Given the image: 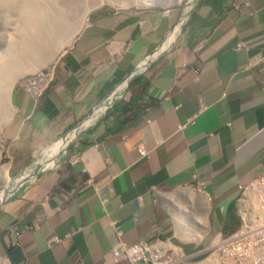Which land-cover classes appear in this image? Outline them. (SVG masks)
<instances>
[{"label": "crops", "instance_id": "crops-1", "mask_svg": "<svg viewBox=\"0 0 264 264\" xmlns=\"http://www.w3.org/2000/svg\"><path fill=\"white\" fill-rule=\"evenodd\" d=\"M48 63L37 103L12 95L0 257L13 224L12 264H130L111 249L142 237L198 253L239 226L236 200L264 163V0L99 8Z\"/></svg>", "mask_w": 264, "mask_h": 264}, {"label": "built area", "instance_id": "built-area-1", "mask_svg": "<svg viewBox=\"0 0 264 264\" xmlns=\"http://www.w3.org/2000/svg\"><path fill=\"white\" fill-rule=\"evenodd\" d=\"M244 5L249 4L244 2ZM53 76L54 66L49 64L22 76L18 87L37 103ZM139 152L146 155L141 146ZM236 212L239 226L232 232L216 236L209 248L210 259L219 264H264V163L262 171L242 186L236 200ZM21 235L19 226L10 228L11 250L20 248ZM111 254L115 260H127L130 264H174L182 257L169 239L158 237L153 240L142 237L130 244L123 243L113 247ZM0 264H11L7 254L0 258Z\"/></svg>", "mask_w": 264, "mask_h": 264}, {"label": "bare ground", "instance_id": "bare-ground-1", "mask_svg": "<svg viewBox=\"0 0 264 264\" xmlns=\"http://www.w3.org/2000/svg\"><path fill=\"white\" fill-rule=\"evenodd\" d=\"M137 2L148 5L152 4L154 0H137ZM10 3H15L18 10L15 13L12 23L10 21V26L4 27V32L8 35V39L2 35L8 41L4 44L3 51L0 53V128H2L1 125L3 126L10 116V91L16 79L23 73L19 70V67L29 70L30 66L23 62L27 59L37 64L38 62H42V59H46L48 54H51V60L55 58L58 53L57 48L53 45L55 38L62 35L61 32L64 30L63 26L67 23L64 17L65 15H63L57 8V5L51 0H0V8ZM191 3L187 5L189 6L187 10L191 8ZM72 28L73 26H71ZM77 30L79 28L74 30L73 34ZM58 32L60 35H58ZM73 34L68 39H65V45L71 40ZM60 47L63 46L60 44ZM19 62L23 63L19 64ZM111 101L113 102L115 100L112 99ZM112 102L97 107L94 113L85 119L81 126L86 127L97 115L103 113ZM75 132L76 130L71 131L65 140L71 138ZM65 140L62 144L58 143L57 146L60 147L62 145L63 147L66 142ZM3 142L4 140L0 129V152L3 151ZM7 176L8 171L5 172V177L7 178ZM31 176L32 170H26L21 176L16 177L14 182L22 183L30 179ZM2 196L3 194H0V198ZM213 264H216V262Z\"/></svg>", "mask_w": 264, "mask_h": 264}, {"label": "rangeland", "instance_id": "rangeland-1", "mask_svg": "<svg viewBox=\"0 0 264 264\" xmlns=\"http://www.w3.org/2000/svg\"><path fill=\"white\" fill-rule=\"evenodd\" d=\"M52 2H54L57 5V8L63 13V15H65V20L67 21V23L65 24L64 30L61 32L59 30V32H61L62 35L59 34L58 32V37L55 38L54 41V47L57 48L58 53L63 50L69 43L71 40L68 42V44L65 45L66 41L65 39H68L69 37H71V35L73 34V31L76 29H80L86 18L88 17V15L92 12L95 11L99 8H131V7H145V6H155V7H161V8H171V7H184L187 8L189 6V3H191L193 0H154V2L152 4H139L137 2V0H51ZM90 4V5H89ZM192 4V3H191ZM191 6V5H190ZM18 8L15 6V3H10L7 6H2L0 8V53L1 51H3V47L4 44L8 41L5 40L8 39V35L4 32V27L5 26H10V21L12 23V21L14 20L15 17V13L17 12ZM18 18V16H17ZM71 26H73V28L71 29ZM67 27V28H66ZM76 27V28H75ZM79 30H77L78 32ZM75 32L73 34V36H75V34L77 33ZM5 37H3V36ZM64 38V39H63ZM60 44L63 47H60ZM57 53V54H58ZM49 59H51V54H48L46 56V59H42V62H38L37 64L34 63V61L27 59L26 61L24 60L23 62H25L26 65L30 66L29 70H25L24 68L19 67V70H21L23 73L16 79L15 83L13 84V87L10 91V116L8 117V119L6 120V122L4 123V125L0 128L1 129V134L3 137V132L5 130V128L10 124V122L12 121L13 115H14V106L12 104V95L14 92V89L17 87V81L24 75H26L29 72H34L35 70H33V68H41L44 67L46 64H48ZM29 60V61H28ZM23 62H19V64H22ZM6 124V125H5ZM3 151L0 152V187L1 185H3L4 179H2L1 176V171H2V175L5 177V172H7V170L2 169V162H3ZM7 178H9V176H7ZM1 189V188H0ZM208 238V237H207ZM205 238V240L207 239ZM209 244L205 245L204 247H202L201 253L195 254L193 256H190L189 258L186 259V263L185 264H213L215 263V261L210 259V254L212 253L208 246H211L213 239L209 238L207 241ZM191 255V253H184V256L187 255ZM185 258V257H184ZM216 264H219L216 262Z\"/></svg>", "mask_w": 264, "mask_h": 264}, {"label": "clouds", "instance_id": "clouds-1", "mask_svg": "<svg viewBox=\"0 0 264 264\" xmlns=\"http://www.w3.org/2000/svg\"><path fill=\"white\" fill-rule=\"evenodd\" d=\"M197 1V0H196ZM195 1V2H196ZM195 2L194 3H192V6L195 4ZM191 6V7H192ZM191 9V8H190ZM190 9H188V10H190ZM187 10V11H188ZM49 64H51V65H53L52 63H48V64H46V65H49ZM45 65V66H46ZM44 66V67H45ZM54 66V65H53ZM41 68H43V67H41ZM40 69V68H39ZM197 71V70H196ZM17 87H18V81H17ZM113 99V97H108L107 99H105L103 102H101L97 107H99V106H101V105H106V104H108L109 102H112L111 100ZM113 103H114V101L111 103V105L109 106V107H111L112 105H113ZM97 107L94 109V110H92L91 111V114H89V116L87 117V118H89L93 113H94V111L97 109ZM109 107H107L106 109H105V111L109 108ZM104 114V113H103ZM86 118V119H87ZM83 122H84V120L83 121H80L78 124H77V126H76V128H77V130H79L82 126V124H83ZM76 128L74 129V130H76ZM68 136V134H66V135H64L63 137H61L60 138V140L59 141H61V140H63V139H65L66 137ZM56 145V144H55ZM60 147H62V145H60ZM59 147V148H60ZM32 169V166L31 167H29V169H27V170H31ZM197 189L200 191V188L199 187H197ZM6 197V195H3L1 198H0V201H2L4 198ZM239 217V216H238ZM240 220V219H239ZM240 224V223H239ZM13 225H17V224H13ZM12 225V226H13ZM11 226V227H12ZM18 226V225H17ZM10 227V228H11ZM20 227V226H19ZM10 228H9V232H10ZM21 228V227H20ZM22 229V228H21ZM22 232H23V229H22ZM22 236V235H21ZM55 238H58V237H55ZM159 238V237H158ZM216 238V237H215ZM215 238H213V241H214V239ZM162 239V238H161ZM166 239H168V238H166ZM55 240V239H54ZM58 240H59V238H58ZM58 240H55V241H58ZM170 240V239H169ZM170 242L172 243V245L174 246V247H176L177 248V250L179 251V253L180 254H182V257L181 258H179V259H177V261H175L174 262V264H176V263H179V262H185L186 263V259L187 258H189L190 256H193V255H195V254H198V253H201V251L200 252H198V253H191V255L189 254V255H187V256H184V251H183V249L181 248V246H177V245H175L171 240H170ZM133 243V242H132ZM130 244V243H129ZM21 247V246H20ZM208 248H210V246H208ZM10 251H11V247H10V249H9V253H7V256L9 257V254H10ZM6 255V254H5ZM185 257V258H184ZM1 258V257H0ZM9 260H10V258H9ZM123 260V259H122ZM127 261V260H126ZM10 262H11V260H10ZM128 262V261H127ZM12 264V263H11Z\"/></svg>", "mask_w": 264, "mask_h": 264}, {"label": "water", "instance_id": "water-1", "mask_svg": "<svg viewBox=\"0 0 264 264\" xmlns=\"http://www.w3.org/2000/svg\"><path fill=\"white\" fill-rule=\"evenodd\" d=\"M195 1H196V0H195ZM195 1H194V2H195ZM194 2H193V3H194Z\"/></svg>", "mask_w": 264, "mask_h": 264}]
</instances>
